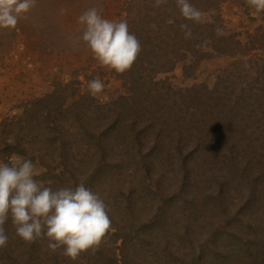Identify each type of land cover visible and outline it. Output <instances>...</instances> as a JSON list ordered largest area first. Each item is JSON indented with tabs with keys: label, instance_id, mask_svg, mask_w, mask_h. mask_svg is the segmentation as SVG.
<instances>
[{
	"label": "rangeland",
	"instance_id": "rangeland-1",
	"mask_svg": "<svg viewBox=\"0 0 264 264\" xmlns=\"http://www.w3.org/2000/svg\"><path fill=\"white\" fill-rule=\"evenodd\" d=\"M127 1L36 0L14 29L0 28V164L31 160L34 179L53 191L83 183L111 220L98 248L73 261L46 236L25 242L9 215L0 264H264V12L247 0L203 12L241 46L201 37L155 75L151 93L138 91L145 111L136 113V95L95 58L78 20L95 7L127 21ZM93 79L104 83L96 96ZM132 115L135 130L124 129ZM203 151L213 161L190 163L191 173L187 157ZM196 190L213 199L191 216L175 205Z\"/></svg>",
	"mask_w": 264,
	"mask_h": 264
},
{
	"label": "clouds",
	"instance_id": "clouds-1",
	"mask_svg": "<svg viewBox=\"0 0 264 264\" xmlns=\"http://www.w3.org/2000/svg\"><path fill=\"white\" fill-rule=\"evenodd\" d=\"M164 2L156 0V6ZM247 2L257 12H264V0ZM177 5L184 18L203 23L204 13L189 0H177ZM35 6L36 0H0V28L14 29ZM101 11L94 7L79 16V23L85 26L82 40L102 66L124 73L137 59L141 51L140 42L129 33L126 20L105 19ZM180 28L185 39L192 37L187 24L180 25ZM216 31L218 36L223 35L222 29ZM88 90L96 96L103 92L104 83L93 79L88 83ZM9 215L16 225L17 235L25 242L46 236L51 252L55 253L63 246V255L73 261L82 252L90 249L94 252L111 226L106 205L98 194L83 183L74 189L64 187L55 191L42 187L34 179L31 160L11 166L0 164V247L7 245L8 236L2 225Z\"/></svg>",
	"mask_w": 264,
	"mask_h": 264
},
{
	"label": "trees",
	"instance_id": "trees-1",
	"mask_svg": "<svg viewBox=\"0 0 264 264\" xmlns=\"http://www.w3.org/2000/svg\"><path fill=\"white\" fill-rule=\"evenodd\" d=\"M226 1L228 0H189L202 13L212 10L219 12L221 4ZM126 9L129 10L127 18L129 33L137 37L141 45V51L131 69L124 73H119V76L124 80L129 90L136 95H134L135 105H137L134 106L136 113L145 111L144 103L141 101V92L139 93L138 91L143 90V92L151 93L153 91L152 86L155 82V75L173 71L179 61L186 57L187 53L196 50L201 37L213 38V40L218 42V46L222 43L224 45L223 50L225 51L233 48L235 44L241 46L240 41H235L232 37L226 35L218 36L214 22L203 21V23H195L184 18L177 5V0H165L159 7L156 6V0H128ZM182 24H187L192 30V37L190 39H185L184 32L180 28ZM262 37L264 38V36ZM218 46H216L217 49ZM134 96L124 99L134 100ZM137 96H140V99ZM42 102L43 100L41 99L39 103ZM138 102L141 103L138 105ZM54 106L59 113L66 112L64 103L60 99L54 103ZM131 120L132 122L129 121L127 123V119H123L120 123L123 124L124 129L126 127L127 130H135V123L139 121V117L132 115ZM113 124L116 125V122ZM210 155L207 151H203L198 157L196 155L193 156L192 153L191 156L187 157L186 163L184 161L183 164H209L210 161H213V159H210L212 158ZM192 164L187 166L188 170L192 169ZM227 167V172L223 174V177L230 179L231 175L234 174L232 173L234 167L230 165ZM260 167L264 170L263 159L260 160ZM195 169L193 171H196L197 186L202 188L200 187L201 176L198 178V167ZM192 184V186H196L193 181ZM211 196L206 191L202 190L201 192L196 190L191 199L187 197L186 200H183V204H176L175 206L180 207V209H183V211L188 212L192 216L200 210L199 208L206 207L207 204L210 205L209 200L213 199ZM260 198L261 201H264V188L258 199ZM171 201L177 203L175 199Z\"/></svg>",
	"mask_w": 264,
	"mask_h": 264
}]
</instances>
